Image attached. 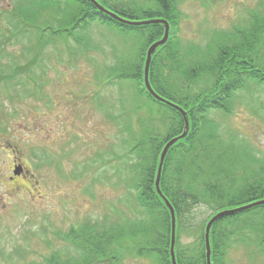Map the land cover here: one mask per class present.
<instances>
[{"label":"trees","instance_id":"trees-1","mask_svg":"<svg viewBox=\"0 0 264 264\" xmlns=\"http://www.w3.org/2000/svg\"><path fill=\"white\" fill-rule=\"evenodd\" d=\"M34 1L40 6L19 4L13 9L11 20L19 17V22L26 28L36 31L39 41H45L44 45L73 41L86 49L88 43H84L83 34L94 22L133 32L136 47L132 57L117 58L109 73H116L114 77L119 80H135L148 99L167 107L169 113L162 114L157 120L168 115L170 126L163 134L158 132L159 126H155L157 121L150 126L139 120L140 127L136 129L129 121L121 122L124 114L110 117L112 121L120 122L116 123L118 145L111 153L118 167L126 163L124 169L129 174L128 179L124 178L120 166L113 185L127 189L125 199L131 197L133 205L128 209L134 216L130 213L123 215L121 220H114L106 215L102 220L72 227L68 232H57L55 238L64 246L67 243L72 251L51 250L45 256L26 260L23 264H122L128 256L156 258L159 264H172L171 214L155 183L162 151L170 140L185 131V120L180 112L155 100L144 85L147 51L163 38L164 25L121 24L98 11L89 0ZM97 1L132 22L164 19L170 24L167 44L159 47L152 57L150 83L158 95L186 112L190 130L184 139L170 148L160 189L176 213L177 263L207 264L205 229L209 220L219 212L264 200V159L254 155L244 142L238 146L224 145L218 134H203L211 111L229 112L226 103L235 93L252 85L264 87V0H259L256 9L249 11L243 26H236L231 32L209 34L206 47L187 48L179 39L183 16L179 6L181 0ZM36 7L42 10L55 7L58 11L45 15ZM43 16L47 17L43 19ZM35 62L30 61L25 67L0 69V82L9 86L21 74L33 79ZM1 131L5 130L0 128ZM46 150L43 148L40 155L31 159L32 168L39 170L55 165L58 171L63 170L59 162L65 157L54 158ZM103 165L106 166V160ZM200 206L207 207L211 213L203 223L192 227V213ZM183 236H192L195 242L182 245ZM52 242H46L48 249L53 246ZM210 242L212 264H225L230 250L239 245H254L264 255V205L219 219L211 228Z\"/></svg>","mask_w":264,"mask_h":264},{"label":"rangeland","instance_id":"rangeland-1","mask_svg":"<svg viewBox=\"0 0 264 264\" xmlns=\"http://www.w3.org/2000/svg\"><path fill=\"white\" fill-rule=\"evenodd\" d=\"M258 2L181 0L179 39L183 47H206L209 34L243 26ZM22 3L40 6L34 0H0V69L36 61L33 79L21 74L9 86L0 82V128L5 130L0 132V264H23L51 250L72 251L54 234L106 215L114 220L130 215L133 201L128 196L125 199L127 189L113 185L120 166L124 178L129 174L126 163L118 167L113 159L111 150L119 140L116 123L120 122L110 117L124 114L121 122L129 121L136 129L139 120L150 126L157 121L155 126L163 134L170 126L168 115L157 120L169 113L167 107L148 99L135 80H119L116 73H109L117 58L132 57L136 47L133 32L94 22L83 34L86 49L73 41L44 45L19 17L11 20L13 9ZM36 9L45 15L58 11L55 7ZM226 105L229 112L208 114L203 134H218L224 145L244 142L264 159V87L252 85L239 91ZM43 148L54 158L65 157L59 162L63 170L55 165L32 168L31 159ZM18 163L32 176L12 181ZM210 213L207 207H198L192 213L191 226L203 223ZM48 240L53 241L50 249ZM180 242L189 245L195 239L183 236ZM225 262L264 264V255L254 245H239L230 250ZM122 264L159 263L156 258L128 256Z\"/></svg>","mask_w":264,"mask_h":264},{"label":"water","instance_id":"water-1","mask_svg":"<svg viewBox=\"0 0 264 264\" xmlns=\"http://www.w3.org/2000/svg\"><path fill=\"white\" fill-rule=\"evenodd\" d=\"M89 1L98 9V11L108 15L109 17H111L112 19L116 20L117 22H119L121 24H125L128 26H145V25H151V24H162L165 27V33H164L163 38L161 40L153 43L147 51V57H146L145 68H144V85H145V88L148 91V93L155 100H157L163 104H166V105L172 107L173 109L177 110L178 112H180L182 114V116L184 117V120H185V131L182 133V135L170 140L165 145V147L162 151L161 158H160V164L158 167L156 183H155L156 190H157L158 194L163 198L166 206L170 210L171 224H172V226H171L170 256H171L172 264H178L177 259H176V252H175L176 227H177L176 213H175L174 207L168 201V199L163 195V193L160 189V180H161L164 162H165L166 156H167L170 148L173 145H175L179 140L184 139L187 136V134L190 130V124H189V120H188L186 112L180 106H178V105L164 99L160 95H158L150 83V66H151V62H152V57L156 53V51L158 50L159 47L167 44L169 37H170V24L168 23L167 20H164V19L148 20V21H142V22L141 21L140 22H132V21H129V20L122 18L118 14H116V13L112 12L111 10H108L107 8L103 7L97 0H89ZM22 171H23V167L21 165L19 167L16 166L14 169V174L20 175ZM262 205H264V200L253 202V203L248 204L246 206H241V207L234 208L231 210H225V211L219 212L209 220V222L206 225V229H205V246H206V262H207V264H212V248H211V242H210V232H211V228H212L213 224L215 222H217L219 219L224 218L226 216L236 214V213H240V212L252 209V208L257 207V206H262Z\"/></svg>","mask_w":264,"mask_h":264},{"label":"flooded vegetation","instance_id":"flooded-vegetation-1","mask_svg":"<svg viewBox=\"0 0 264 264\" xmlns=\"http://www.w3.org/2000/svg\"><path fill=\"white\" fill-rule=\"evenodd\" d=\"M20 165L23 167V171L21 172L20 175H15V174H14V171H13V176H11V178H10L12 181H14L15 179H17V178H19V177L32 176V174H30V173L25 169V167H24L22 164L18 163L17 165H15V167H16V166L19 167ZM37 183H38V182H37Z\"/></svg>","mask_w":264,"mask_h":264}]
</instances>
